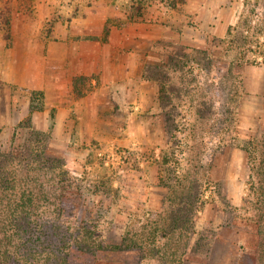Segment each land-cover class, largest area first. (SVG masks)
I'll list each match as a JSON object with an SVG mask.
<instances>
[{
    "label": "rangeland",
    "instance_id": "rangeland-1",
    "mask_svg": "<svg viewBox=\"0 0 264 264\" xmlns=\"http://www.w3.org/2000/svg\"><path fill=\"white\" fill-rule=\"evenodd\" d=\"M83 1L46 0L41 8V0H13L12 24L0 26V69L3 74H7L12 64L18 72L20 63L31 58L38 59L33 54L37 51V41L40 37L43 36V40L55 38V31L60 21L72 22L82 15ZM196 1L188 0L187 3L191 2L193 8ZM155 2L160 3L161 0H103L102 4L129 9L132 21L135 19L132 16L135 7L139 3L144 5L145 12ZM219 7L224 9L220 12L221 20L214 22L215 20L211 18L212 12H208L204 17L208 20L206 22L200 20L202 21L200 23L192 17L190 20L192 26L188 28L190 31L185 39L181 40L182 35L176 30L178 33L176 41L180 44L170 48L171 52L173 49L184 51L189 47H210L215 54V77L220 69L223 72L227 71L225 61H220L219 55L223 49L221 39L227 36L229 23L234 21V24H238L247 13L255 11L256 14L252 18L255 26L254 34L258 36L261 17L258 14L264 11V0H233L230 5L221 4ZM41 22L43 26L40 27ZM28 38H30L29 43L25 40ZM183 42L186 44H182ZM163 45L160 43L159 51L167 53V46ZM27 46L32 50L31 56H25ZM164 59L147 60L145 76L130 78L133 84H128L126 81L123 83L124 86L118 93L120 100H117V103L124 105L128 110L133 108L135 113L131 111L126 114L121 109L117 110L112 97L109 98L110 93L111 95L113 93L106 92L107 101L102 107L99 106L98 110L109 122L98 125L99 130L95 128V131L91 132V127L82 121L93 118L92 114V117L87 115L78 117L75 111L68 115L64 114L66 121L67 118H73L75 123L69 119V124L64 121L62 126L53 130L56 120L53 116L55 108L51 109L47 96L41 91L32 93L21 85H8L7 81L3 80L4 75L1 74V87L8 86L12 91L10 103L14 123L8 127H0V151L21 149L26 140L32 136L33 130L46 134L50 145L48 151L53 155L63 156L70 170L82 179L87 201L92 205L94 201L99 202L106 196L109 197L107 199L110 204L102 213L106 216L107 227L110 226L108 218L113 219L110 239L119 241L130 227L140 228L146 214L148 216L161 208V200L167 195V189L163 188L164 182L160 178L161 173H166L161 160L176 145L179 147V157L183 164L189 156L203 159L202 175L205 176L203 184L209 201L205 209L200 212L198 229H216L219 233L211 257L204 260L200 257L195 258L192 254L184 264H240L242 260L244 264H251L246 254L247 249L242 246L250 235L244 227H250L251 231V223L255 218L256 196L250 189L253 173L245 146L251 137L258 136L261 139L264 136V63H244L235 67V73L244 80L245 94H242L236 112L229 113L222 104L223 96L219 89L209 92L208 95L206 93L204 97L202 88V92H199L198 86L204 81L199 65L191 75L185 77L188 70L183 69L179 73H172L170 80H165L163 78L168 72L158 65L163 63ZM181 76L183 79L180 78ZM193 78L195 79L192 82ZM190 81L192 85H196L195 90L188 95L183 92V100H177V104L186 101V106L175 109L172 116L160 114L153 120L152 113L164 109L163 105L159 106L156 101L160 95L161 84H166L167 88L184 85L185 89L187 86L190 90L188 84ZM88 90L91 91L90 86ZM73 94L77 98L82 96L78 95L76 90ZM97 96L98 93L90 96L93 111L95 103L99 101L94 99ZM28 97L32 99L34 97L31 100L34 109L31 111L28 109L30 105ZM210 100L213 101L209 104L212 108L206 110V116L209 111L214 114L208 122L213 125H209L204 131L206 122L203 123L204 120L198 118L197 109H200L199 103ZM158 102L161 103L160 98ZM136 106L139 108H135ZM185 109H189V112ZM110 117L114 119L111 121ZM164 117L168 118V132L164 127ZM225 118L229 119L228 123L225 122ZM233 118L236 121L235 125L231 121ZM175 123L177 125H174ZM45 124L46 129L43 130L41 127ZM194 124L196 127L193 130ZM228 125L233 127V132L228 133L223 130L221 133L230 144L220 149L222 135L219 131L226 129L225 126ZM233 138L235 142L231 143L230 140ZM111 180L115 185L122 181L123 185L119 193L109 194L107 191L105 195L94 193L97 185L109 190ZM225 208L226 211L222 212ZM243 219H248L250 222L243 224ZM226 221L233 222L235 226L218 228L219 223ZM122 255L125 258L138 260L136 255L129 252Z\"/></svg>",
    "mask_w": 264,
    "mask_h": 264
},
{
    "label": "trees",
    "instance_id": "trees-1",
    "mask_svg": "<svg viewBox=\"0 0 264 264\" xmlns=\"http://www.w3.org/2000/svg\"><path fill=\"white\" fill-rule=\"evenodd\" d=\"M164 1L172 8L178 7V0ZM12 9L13 0H0V26L11 24ZM143 9L144 5L139 3L135 12L140 13ZM254 14L255 11L249 12L238 24L230 25L227 36L221 39L223 49L219 56L220 61H225L227 71L220 69L215 77V54L211 48L189 47L170 52L165 57L162 68L168 74L163 79L170 80L172 73L183 69L188 70L186 77L199 65L204 75V81L198 86L199 92L203 89L204 97L219 89L226 112L235 113L242 94H245L244 80L235 73V67L244 63H264V11L258 14L261 15L258 36L254 34ZM84 78L75 80L78 95L84 94L79 88ZM192 82L188 83L190 90L184 85L167 88L166 84H161L159 98L164 109L160 114L172 116L175 109L185 107L186 101L177 104V100H183V92L188 95L195 90L196 85ZM212 103L211 100L199 103L200 109H197L198 118L206 122L204 131L210 125L209 119L214 117L210 111L206 116ZM185 110L189 112V109ZM167 119L164 117L168 132ZM228 121L225 118V122ZM231 121L235 125V118ZM195 127L196 124L193 130ZM225 128L219 131L222 135L220 149L230 144L221 132H233L231 125ZM31 134L21 149L0 151V264H184L192 254L204 260L211 257L219 233L216 229H198L200 212L209 201L203 184L201 157L189 156L183 164L176 145L164 155L161 163L166 173H161L160 178L167 195L161 200V208L146 214L140 228L130 227L121 240L112 241L113 219L108 218L110 226L107 227L106 216L102 213L110 204L109 197L91 205L85 197L82 179L70 170L63 156L48 151L47 135L36 130ZM230 142L234 143L235 138ZM245 150L253 173L250 189L256 196V213L251 231L250 227H244L250 235L242 247L247 249L251 264H264V136L261 139L251 137ZM110 184L109 190L95 186L94 193L105 195L106 191L109 194L121 191L122 181L115 185L111 180ZM245 222L250 220L243 219L242 223ZM222 226L231 228L235 225L226 221L218 224V228ZM125 252L136 255L138 260L125 258L122 255Z\"/></svg>",
    "mask_w": 264,
    "mask_h": 264
},
{
    "label": "crops",
    "instance_id": "crops-1",
    "mask_svg": "<svg viewBox=\"0 0 264 264\" xmlns=\"http://www.w3.org/2000/svg\"><path fill=\"white\" fill-rule=\"evenodd\" d=\"M45 1L41 0V8ZM187 1H178L177 8L168 6L164 0L160 3L155 2L148 11L144 12V8L140 13L134 12L132 16L135 19L131 21L129 9L124 10L115 5L105 6L102 4L103 0H84L82 15L72 22L60 21L55 31V38L43 40V36L40 37L37 41V51L33 54L38 59L29 58V61L20 63L18 72L13 64L7 74H3L0 69V77L3 74V80L7 81L8 85H21L32 93L43 92L48 98L51 109L55 108L56 120L53 130L58 129L66 121L65 113L68 115L74 111L77 112L78 117L93 116L82 123L91 127L90 132L95 131V128L99 130L98 125L109 122L98 110L107 101L106 92L113 93V95L110 93L109 98L112 97L117 110L121 109L126 114L133 111V108L128 110L124 105L117 103V100H120L118 93L121 92L123 83L126 81L128 84H133L131 79L134 76H145L147 60L167 57L170 48L180 44L176 41V37L178 38L176 30L183 36L181 40H184L190 31L188 28L192 26L190 22L192 17L200 23L202 22L200 20L206 22L208 20L204 17L208 12H212L211 18L215 20L214 22H218L221 20L220 12L224 11L219 5H230L233 2V0H197L192 8L191 2L187 3ZM229 25H234V21ZM25 40L29 43L30 38ZM160 43L167 46V53L159 51ZM30 53L32 50L27 46L25 56H31ZM158 65L162 66V63ZM79 77H85L79 84L84 95L77 98L73 93L76 90L75 80ZM1 85L0 78V127H8L14 123L10 103L12 91L8 86L1 87ZM94 93H98V96L93 98L99 101L95 103L93 111L90 96ZM28 98L30 103L28 109L31 111L32 98ZM156 101L160 106L159 96ZM154 112L153 120L160 116V110ZM67 119L66 123H70L69 119L75 123V119ZM41 128L45 130L46 124Z\"/></svg>",
    "mask_w": 264,
    "mask_h": 264
}]
</instances>
